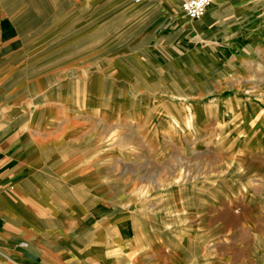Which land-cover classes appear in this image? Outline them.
Wrapping results in <instances>:
<instances>
[{
  "label": "crops",
  "instance_id": "crops-1",
  "mask_svg": "<svg viewBox=\"0 0 264 264\" xmlns=\"http://www.w3.org/2000/svg\"><path fill=\"white\" fill-rule=\"evenodd\" d=\"M157 1L127 14L116 0H0V264H144L145 244L120 194L132 178L117 176L110 159L121 118L114 93L102 109L72 93H84L86 76L103 71L98 44L85 53L83 43L108 10L137 28L129 39L140 49L131 56L148 60L143 67L157 66L158 52L170 56L173 75L186 79L176 87L194 122L215 113L226 137L259 138L264 0H214L198 19L187 18L178 0ZM168 9L177 13L172 24L162 15ZM170 26L164 38L161 27ZM246 148L264 154V141Z\"/></svg>",
  "mask_w": 264,
  "mask_h": 264
},
{
  "label": "rangeland",
  "instance_id": "rangeland-1",
  "mask_svg": "<svg viewBox=\"0 0 264 264\" xmlns=\"http://www.w3.org/2000/svg\"><path fill=\"white\" fill-rule=\"evenodd\" d=\"M116 1L127 14L142 4L158 2ZM178 1L181 6L182 0ZM159 2L172 5L169 0ZM172 10H162L168 24L177 14ZM119 13L108 10L97 32L85 36V53L98 44L103 71L86 76L84 93H72L97 101L92 104L100 109L114 93L116 115L121 118L116 119L110 159L117 164V176L132 178V185L121 187L120 194L127 199L123 205L131 208L135 232L145 244L141 245L144 264H264V154L246 148L264 141L263 122L257 130L259 138L245 140L226 137L224 122L215 113L194 122L182 105L186 103L182 90L177 92L176 87L186 79L173 75L170 56L163 51L156 56L157 66L150 69L143 67L148 60L131 56L140 49L135 39H129L137 28L127 14ZM171 30L170 26L160 31L167 38ZM109 57L115 66L108 67ZM108 86L114 87L112 92L106 90ZM140 102L145 105H137ZM195 111L197 121L200 114ZM162 113L176 114L181 121L162 124ZM243 118L245 124L248 118ZM157 126L164 130L153 136ZM190 228L204 236L189 237Z\"/></svg>",
  "mask_w": 264,
  "mask_h": 264
},
{
  "label": "built area",
  "instance_id": "built-area-1",
  "mask_svg": "<svg viewBox=\"0 0 264 264\" xmlns=\"http://www.w3.org/2000/svg\"><path fill=\"white\" fill-rule=\"evenodd\" d=\"M144 0H132L133 3L137 4ZM214 0H182L181 9L191 19H198L200 15L213 3ZM25 244V242H22Z\"/></svg>",
  "mask_w": 264,
  "mask_h": 264
},
{
  "label": "bare ground",
  "instance_id": "bare-ground-1",
  "mask_svg": "<svg viewBox=\"0 0 264 264\" xmlns=\"http://www.w3.org/2000/svg\"><path fill=\"white\" fill-rule=\"evenodd\" d=\"M181 12H182L187 18H189L188 15H187L183 10H181ZM205 13H206V12L204 11V12L200 15L199 18H201Z\"/></svg>",
  "mask_w": 264,
  "mask_h": 264
}]
</instances>
